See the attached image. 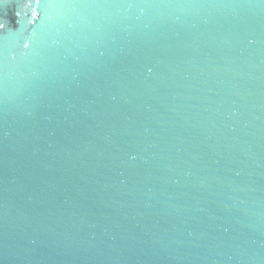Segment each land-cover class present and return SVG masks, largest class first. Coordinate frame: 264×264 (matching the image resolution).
Instances as JSON below:
<instances>
[{"label":"water","instance_id":"95a60500","mask_svg":"<svg viewBox=\"0 0 264 264\" xmlns=\"http://www.w3.org/2000/svg\"><path fill=\"white\" fill-rule=\"evenodd\" d=\"M0 264H264V0H0Z\"/></svg>","mask_w":264,"mask_h":264}]
</instances>
